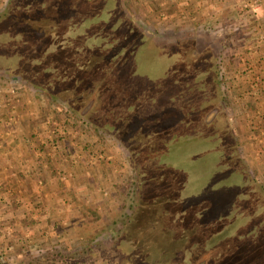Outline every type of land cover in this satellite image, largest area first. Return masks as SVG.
I'll use <instances>...</instances> for the list:
<instances>
[{
    "label": "trees",
    "instance_id": "trees-1",
    "mask_svg": "<svg viewBox=\"0 0 264 264\" xmlns=\"http://www.w3.org/2000/svg\"><path fill=\"white\" fill-rule=\"evenodd\" d=\"M3 37L0 71L58 101L65 123L91 124L117 140L132 175L127 209L108 226L106 247L102 233L40 264H264L263 235L248 233L251 223L264 224V185L223 114L210 48L198 49L193 36L154 44L126 0H7ZM146 45L179 53L169 75L144 83L134 58ZM220 161L243 190L230 210L221 209L213 171L201 182L204 163Z\"/></svg>",
    "mask_w": 264,
    "mask_h": 264
},
{
    "label": "rangeland",
    "instance_id": "rangeland-1",
    "mask_svg": "<svg viewBox=\"0 0 264 264\" xmlns=\"http://www.w3.org/2000/svg\"><path fill=\"white\" fill-rule=\"evenodd\" d=\"M6 1L0 0V10ZM126 5L154 44L193 36L198 49L212 50L227 107L223 114L249 170L264 185V0H126ZM8 41L0 40L4 46ZM139 49L134 65L144 83L154 74V80L169 75L178 61L173 47ZM132 73H123L124 81ZM67 117L58 101L0 71V135L6 134L0 142L5 146L15 137V159L9 146L0 147V264H40L57 250L106 237L108 226L127 209L132 175L125 149L91 124L65 123ZM211 165L199 169L201 182L213 171L221 209L230 210L242 199L240 177L222 161ZM248 233L264 241V224L251 223ZM105 237L100 241L106 247Z\"/></svg>",
    "mask_w": 264,
    "mask_h": 264
},
{
    "label": "crops",
    "instance_id": "crops-1",
    "mask_svg": "<svg viewBox=\"0 0 264 264\" xmlns=\"http://www.w3.org/2000/svg\"><path fill=\"white\" fill-rule=\"evenodd\" d=\"M261 62H263L264 63V55H262V58H261V60H260V63ZM264 68V67H263ZM237 95H239V96H245V95H241V94H237ZM260 108L263 110L264 109V106L262 107V105L260 106ZM262 115H264V113L262 112L261 113V116ZM6 134H3V132H1V137H4ZM14 138L15 137H11L10 138V141H6V144H5V146H9L10 147V149H8L9 151H7V153L9 152L10 153V155L12 156L13 155V158L15 159V157H14V154L13 153H15V150H14V147H12V145H14V143H13V141H14ZM7 139V138H6ZM2 140H3V138H2ZM1 141V140H0ZM4 141V140H3ZM5 142V141H4ZM10 144V145H9ZM1 142H0V147H5ZM8 155V154H7ZM50 160H49V158H47V160H46V162H49Z\"/></svg>",
    "mask_w": 264,
    "mask_h": 264
}]
</instances>
